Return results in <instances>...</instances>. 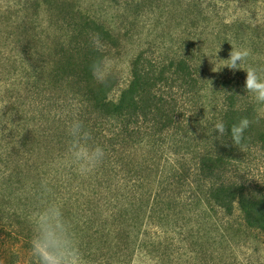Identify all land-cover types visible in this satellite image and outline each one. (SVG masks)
<instances>
[{"label":"rangeland","instance_id":"1","mask_svg":"<svg viewBox=\"0 0 264 264\" xmlns=\"http://www.w3.org/2000/svg\"><path fill=\"white\" fill-rule=\"evenodd\" d=\"M93 47L101 52L98 60L110 65L104 83L112 86L107 94L111 101L129 85L138 59L137 68L164 70L168 76L194 74L193 86H179L174 80L156 85L165 102L188 110L183 117L188 137L181 144L190 148L195 162L208 157L217 182L264 188L261 142L250 143L246 136L243 144H233L228 135L222 139H213L216 132L210 135L221 120L224 93L246 105L264 132V105L254 103L245 92V71L221 67V59H227L232 48L248 47L252 54L241 67L264 68V0H0V138L23 129L38 145L45 144L39 125H47L38 123L37 117L59 110L70 91L84 93L87 86L100 84L90 71L96 59L83 51ZM102 134L94 132L95 141ZM116 154L130 163L149 161V153L139 146L120 148ZM59 165L63 171L64 163ZM101 165L98 174L109 175ZM4 170L0 167V264H33L27 241L19 233L32 238L34 213L53 201L62 206L89 264H264L263 233L245 228L235 209L234 215L226 216L221 208L196 206L201 197L196 191L193 201L180 210L162 211L170 216L165 226L148 225L145 211L147 224L138 230L125 227L129 221L125 218L126 223L119 216L106 217L101 205L90 211L87 177L94 172L70 179L67 189L82 195L63 201L48 198L39 184L26 183L18 194L10 195L11 187L2 179ZM162 212L152 213L158 223L165 219ZM87 218L98 220L96 226L102 224L99 233L84 224ZM140 240L146 246L139 247Z\"/></svg>","mask_w":264,"mask_h":264},{"label":"trees","instance_id":"2","mask_svg":"<svg viewBox=\"0 0 264 264\" xmlns=\"http://www.w3.org/2000/svg\"><path fill=\"white\" fill-rule=\"evenodd\" d=\"M80 25L77 23L76 27ZM78 31L81 35L83 30L78 28ZM83 51L89 58L91 55L96 60L101 53L96 47ZM139 62V59L135 62L131 71V81L120 92L117 100H108L107 94L112 86L100 83L96 86H87L85 94L75 89L73 92L70 91L63 104H58L59 110H47L40 114L37 117L38 123L47 125L43 128L39 125V131L42 132L45 141L42 147L37 144L34 135H28L23 129L2 137L4 143L0 142V167L7 170L2 179L4 185L11 187L10 195H15L16 192L18 194L26 183L39 184L43 187L46 185L50 190H44V193L51 200L59 198L64 201L77 194L82 195L78 190L74 195L67 189L70 186L68 183L70 179L87 177L80 175L70 163L68 151L70 138L67 128L70 121L79 118L92 133L103 132L102 138L96 142L105 149L106 156L101 166H104L106 173L109 174L107 176L98 174L95 169L94 174L91 173L87 177L86 195L91 196L90 211H93L94 206L101 205L104 207V209L101 207V211L107 215L106 217L119 216L122 220L125 218L130 221L126 223L123 220L126 223L125 227H136L138 230L144 223L147 224L144 222L146 219L144 213L148 211L150 216L148 225L161 227L166 225L170 217L169 212L166 214L162 211L169 209L174 213L180 210L186 203L193 201L196 191L201 195L194 203L196 206L207 204L210 208H221L226 216L234 215L235 209L236 217L245 228L256 229L264 235V188L256 186L251 188L243 183L214 180L215 166H212L208 157L200 156L195 162L190 158V148L184 143L181 144L182 140L188 137L185 135L187 124L183 120L184 113L188 110L182 105H171L159 96L160 89L156 87L161 86H156L157 83L174 80L179 86L185 83H188L186 86H193L192 82L197 83L194 74H189L188 71L168 76L164 70L137 68ZM219 93L220 91L216 92ZM223 95L221 120L228 126L226 129L228 137L230 138V127L241 117H248L254 122L251 124L252 127H249L251 129L245 131L244 137L247 136L250 143L258 141L264 145V132L256 125L257 118L248 115V107L239 105L237 101L240 100L233 95L229 96L228 93ZM74 96L80 97L81 100L76 101ZM81 104L85 105L82 110L78 109V105ZM84 115L88 118L83 119ZM49 123L51 125H48ZM17 125L20 123L17 122ZM172 135L176 137L170 138ZM242 141L240 144H243ZM130 146L144 148L149 153V161L135 164L119 159L116 154L118 149ZM37 150L39 152L36 156ZM62 162L63 171L59 165ZM12 165L18 170L10 167ZM187 193L192 194V197ZM155 211L162 212L160 217H165L159 218L160 223L154 220L152 213ZM87 219H84V224H89L94 233H99L102 224L96 226L98 220ZM11 230L15 233L18 231L13 224ZM19 234L25 242L27 241L31 250V235L23 232ZM140 244L143 245L144 242L140 240L137 245L140 247ZM90 249L88 248V251Z\"/></svg>","mask_w":264,"mask_h":264},{"label":"clouds","instance_id":"3","mask_svg":"<svg viewBox=\"0 0 264 264\" xmlns=\"http://www.w3.org/2000/svg\"><path fill=\"white\" fill-rule=\"evenodd\" d=\"M220 47L217 49L218 53ZM248 47L231 49L227 59H221V67L231 70H243L246 73L245 92L250 94L254 103L264 105V68L245 64L251 56ZM220 67V68H221ZM220 68L213 72L219 71ZM94 78L104 83L110 71V65L104 60H94L90 66ZM211 86V85H210ZM248 117H241L230 127V139L233 144H240L245 131L253 123ZM227 125L219 120L213 125L210 133L216 132L213 139H222L227 135ZM67 134L70 138L68 151L70 163L80 175H88L100 166L106 156L103 146L94 139L92 131L82 120L74 118L70 121ZM45 187V191H49ZM33 264H89L80 249L76 232L71 222L65 217L62 206L56 202L47 203L33 216V235L30 241Z\"/></svg>","mask_w":264,"mask_h":264}]
</instances>
